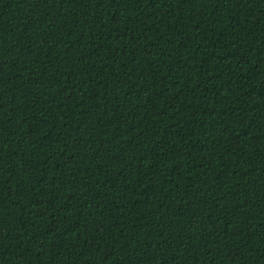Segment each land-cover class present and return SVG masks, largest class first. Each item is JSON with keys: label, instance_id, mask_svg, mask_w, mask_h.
I'll use <instances>...</instances> for the list:
<instances>
[{"label": "trees", "instance_id": "1", "mask_svg": "<svg viewBox=\"0 0 264 264\" xmlns=\"http://www.w3.org/2000/svg\"><path fill=\"white\" fill-rule=\"evenodd\" d=\"M0 264H264V0H0Z\"/></svg>", "mask_w": 264, "mask_h": 264}]
</instances>
